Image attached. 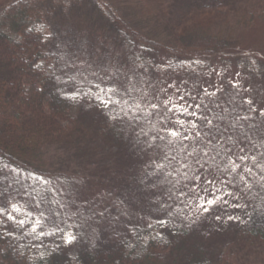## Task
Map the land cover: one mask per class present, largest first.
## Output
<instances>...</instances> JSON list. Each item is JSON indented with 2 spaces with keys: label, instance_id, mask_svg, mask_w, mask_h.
Returning a JSON list of instances; mask_svg holds the SVG:
<instances>
[{
  "label": "trees",
  "instance_id": "16d2710c",
  "mask_svg": "<svg viewBox=\"0 0 264 264\" xmlns=\"http://www.w3.org/2000/svg\"><path fill=\"white\" fill-rule=\"evenodd\" d=\"M5 1L0 4V206L26 223L19 226L0 215L4 221L0 223V264H244L250 246L256 241L264 244V194L252 195L249 215L231 227V236L224 243L213 246L200 240L199 227L183 215L182 197L180 201L177 196L185 191L181 184L184 179L181 175H168L177 167L157 168L159 164L153 160L143 174H136L137 168L124 170L126 174L116 183L119 196L107 200L111 188L104 180L109 176L104 173L103 178L101 171H108V157L125 136L131 138L145 130L147 138L151 137L153 130L147 131L146 127L154 125L155 121H149L155 114L145 116L152 110L138 105L135 89L120 87L118 82V91L112 94L113 103L108 108L95 98L97 85L113 87L112 78L118 76L103 70L100 62L104 54L88 49L75 52V40H56L52 27L39 22L41 17L57 18L59 9L64 18L67 6L57 0L42 2L35 12L32 5L24 7L17 0ZM235 2L199 0L196 8L201 16L193 23L197 28L212 26L214 19L203 17L204 13ZM102 3L111 11L104 9V15L116 23L130 49L128 59L135 73L143 72L137 68L151 45L183 55L178 62L170 60L166 65H157L174 71L188 66L192 69L197 58L187 60L186 54L220 56L227 54L232 45L231 38L219 32L193 31L183 25L192 8L183 10L179 22H173L177 29L173 40L161 43L114 14L107 1ZM256 12H251L248 21L258 16ZM258 17L264 18V12ZM40 25L53 34L47 42L43 40L46 33L36 31ZM132 37L146 45L141 46L145 55L134 53V44L129 46ZM52 59L58 60L57 69L45 66ZM37 64L42 66L37 68ZM77 90L81 95L73 98ZM213 109L220 110L217 105ZM88 111L100 112L103 124H89ZM226 112L231 114L224 117L235 120L230 124L232 130L246 131L245 127H251L244 122L236 124V119H241L239 109L229 106ZM117 114L123 119L111 118ZM137 116L142 118L136 120ZM91 130L100 133L101 138L102 134H109L102 148L100 141L89 140ZM53 148L56 151L50 158ZM32 174L43 176L50 183L34 180ZM180 184L182 188L178 189ZM9 200L18 204L19 212L8 207ZM164 204L169 205L166 211L161 210ZM41 216L44 223L34 227ZM64 220L74 225L72 231L77 238L72 244L63 243L62 233L56 231L57 224L65 227ZM161 220L167 223H158ZM148 223L153 227L149 228ZM41 232L52 234L40 235Z\"/></svg>",
  "mask_w": 264,
  "mask_h": 264
},
{
  "label": "rangeland",
  "instance_id": "374dc122",
  "mask_svg": "<svg viewBox=\"0 0 264 264\" xmlns=\"http://www.w3.org/2000/svg\"><path fill=\"white\" fill-rule=\"evenodd\" d=\"M57 1L68 7V12L64 18L60 16L63 10L59 9L56 13L57 18L52 17L48 20L41 17L39 22L41 24L44 22V24H49L52 27L53 31H55L54 35L57 36L56 40H61V38L75 40V52L88 49L91 51L97 50L100 54H104L100 62V64L104 65L103 70L107 69L110 73L118 75L112 78L111 83L115 86L118 82L120 87H132L135 89L137 93L136 100L138 105H141L140 107L151 110V103H157L160 100L169 98L168 95L160 91L162 88H167L170 95L175 89L168 87L169 85H175L182 91L190 92L192 97H195V100L193 101L191 98L186 97L189 103L201 104L199 111L211 119L213 125L219 128V132L215 134L216 139L206 149L209 156L213 159L202 161L204 163V169L200 170L202 173L207 170L209 178L213 176L217 179L225 177L227 171L225 164L228 159L226 150L229 146H233V141L245 147V153L242 154L256 157L255 161L251 159L247 161L248 166L252 168L253 175L244 173L247 177V184H250L251 187H246L244 181H239L230 186V190L235 193L238 199L226 197L230 204L246 205V207L222 205L211 213L198 215L197 201L194 198L190 199L196 194L189 192L188 197H182L181 208L183 206L185 208L183 215L186 219L191 218L194 221V225L197 228L199 227L201 232L198 234L202 238L200 240L206 244L210 243L212 246L224 243L225 239L231 236L229 235L231 227L238 226L249 215L253 202L252 195L255 192L258 195L264 194V179H261V177H264V116L260 115V111L264 110V18L258 17L259 14L264 12V8H262L264 0H235V3L223 9L209 8L203 17L211 16L209 18H213L215 24L208 27L204 26L203 28H197L193 23L198 16H201V12L196 8V2L199 0ZM105 1L110 4L114 14L126 19L128 24L138 30L139 33L161 43H169L173 40L177 30L173 22H179L180 17L182 18L183 10L186 11L192 8L191 12L188 13V17L191 19H187V22H183V25L191 27L193 31L212 30L219 32L222 36L228 39L231 38L232 45L227 54L220 56L186 54L187 60L189 57H196L197 60L193 63L192 69L189 70L188 66L177 71L162 69L157 67V65H166L170 60L178 62L183 55L171 53L162 47L151 45V49L145 51L147 57L142 60L143 64L137 68L143 72L135 73L132 70L131 61L128 59L129 47L119 35L116 23L111 22L104 15V9L107 12H111L102 3ZM5 2L7 1L0 0V4ZM17 2L24 7L32 5L33 10L37 12L42 2L45 4L48 2L54 3L56 0H17ZM255 10H257L258 16L248 21L249 15ZM70 18L72 20H69ZM225 18H228L227 21H225ZM129 42H132V44H129L130 47L134 44V53H138L140 56L145 55L141 52V46H146L144 43L134 37L130 38ZM45 66L50 70L57 69L58 60H49L45 63ZM237 73H239V76L236 75ZM233 82H237L238 87L234 88L232 86ZM216 88H220L221 91L216 92L215 96L209 97L204 94V89L212 92ZM248 100L252 101L251 105L246 103ZM216 105L220 108V110L218 109L220 111L219 116L215 115L218 110L213 109ZM229 106L232 109H239L240 117H251L247 121L236 119V124L241 125L244 122V125L248 124L251 127H245L246 131H239L241 129H238V131L236 129L232 130L230 124L235 120L233 121L228 116H223L228 113L226 108L228 109ZM251 109L256 111H251ZM99 113L92 111L86 113V120H88L89 124H103L104 119L102 118V122L100 121ZM228 114L230 115L231 113ZM161 115L170 116L172 114L162 112ZM151 121H155L154 125L146 127L147 131L153 130L151 137L161 134L157 130L165 127L164 120L159 116L156 118L155 115H152L149 122ZM167 126L171 127L170 124ZM102 135L103 138L100 137V133L91 130L89 140L93 142L95 140L100 141L102 148L104 142L108 140L109 134H105V137L104 134ZM147 136L148 134L145 130L138 131L131 138L125 136L120 145H116L113 155L108 157V164L111 163V165L109 164L107 172L101 171L102 177L104 173L109 176V179L105 177L106 179L104 180L107 186L111 188L110 193L106 196L107 200L116 199L119 196L120 189L116 183L120 177L126 174L124 170L137 168V173H135L143 174L144 169L148 168L149 162L153 160L158 164H164V169L169 166L179 167L175 163L169 165V161L165 160L164 157L170 153L171 156L182 159V156L177 151L180 145H168L167 140L170 137L166 135L163 141L157 139L155 142L151 140V137L147 138ZM221 136H223V139H221ZM113 143V141L110 142L109 146ZM259 146H262L263 149ZM55 151V148L51 150L50 158H53L52 154ZM105 152L103 151L102 154H105ZM57 153H59L58 150ZM195 167L194 165L193 169L189 170V176L193 174ZM240 172L241 169H238L233 176L227 178L238 181ZM181 177L184 179L183 175ZM186 183L185 179L181 180L185 191H187L184 187ZM181 184L180 187H177L178 189L182 188ZM98 187L105 188L102 184H98ZM189 187H191V184H189ZM217 187L222 186L218 184ZM224 190L227 191L228 189ZM197 191L199 192V190ZM93 194L89 195L92 197ZM151 194L154 193L151 191ZM199 194L204 195L203 192H199ZM179 200L181 201V198ZM157 201L160 202L159 200ZM215 215H220L221 220H215L213 218ZM228 215L237 216L240 219L228 220ZM244 264H264V244L259 241L253 243L250 246Z\"/></svg>",
  "mask_w": 264,
  "mask_h": 264
},
{
  "label": "snow or ice",
  "instance_id": "6c2138e0",
  "mask_svg": "<svg viewBox=\"0 0 264 264\" xmlns=\"http://www.w3.org/2000/svg\"><path fill=\"white\" fill-rule=\"evenodd\" d=\"M36 31L40 33H46L43 36V40L47 42L51 37L52 33L46 31V27L44 25H40ZM199 63V61H197ZM42 65L37 64L36 67L40 68ZM239 76V73L236 74ZM72 79V78H70ZM232 86L234 88L238 87L237 82H233ZM97 87V93L95 94V98L101 102V104L108 108L109 105L113 103L111 96L113 93L118 91V89L113 87L102 88L99 85ZM168 87L174 88L175 91L168 94L167 88H162L160 91L164 92L165 95H168L169 98L160 100L157 103H151L150 108L151 112H145V116L152 115L153 113L156 116L161 117V119L165 122V127L158 129L157 132L161 133L159 135H154L151 137V140L155 142L157 139L163 141L165 139V135L170 137L167 140L168 145H180L177 151L182 156V159H177L175 156H171V154H166L164 159L169 161V165L175 163L178 165V169L175 172L170 171L168 175H183L185 181L187 183L184 187L187 191L179 192L177 199L180 197H188L189 192L195 193L196 195L194 198L197 201V213L198 215H203L206 213L213 212L214 209H217L224 206L230 207H246V205L240 204H230L229 200L226 197H234L235 193L230 190V186L234 183H238L239 181H244L246 187H251L250 184H247V177L244 173L248 175H253L252 168L248 166L247 161L251 159L252 161L256 160L255 156L249 157L245 153V147H242L240 144H237L235 141L232 142L233 146H229L226 150V154L228 155L227 162L225 164L226 175L225 177L217 179L215 176L209 178V174L207 170L205 172H201V169H204V163L202 161H207L213 159L209 156L208 151L206 150L214 139H216V133L219 132V128L216 125H213L212 120L209 119L207 116L203 115L201 111V104L200 103H189L186 97L191 98L193 101L195 97H192L190 92L182 91L180 88L176 87L175 85H169ZM221 91L220 88H216L215 91L209 92L207 89H204V94L211 97L215 96L216 92ZM81 93L79 90L72 94L73 98L80 96ZM83 95H87L84 93ZM249 105H251L252 101H246ZM207 107V106H205ZM123 111V109H121ZM251 111H256L255 109H251ZM162 112L171 113L170 116H162ZM125 115H127L125 113ZM260 115L264 116V110L260 111ZM113 120L123 119V117H119V114L114 115L111 117ZM142 117L137 116L135 117L136 120H140ZM243 120H249L251 117L243 116L241 117ZM199 121V122H198ZM171 125L168 127L167 125ZM223 139V136H221ZM230 139V137H229ZM187 142V143H185ZM219 143V141H217ZM191 146V147H190ZM235 148V151H234ZM239 161V163H237ZM195 170L191 176L188 175L189 170ZM259 166V165H258ZM157 168L163 169L165 166L163 164L156 165ZM238 169H241L239 175V180L236 179H228L227 177L233 176L234 173L237 172ZM32 178L44 184L50 183L49 180H46L43 176H37L32 174ZM264 179V177H261ZM201 180L203 181L201 183ZM191 184V187H189ZM221 185L222 187H217V185ZM224 189H228L225 191ZM203 192L204 195H200L199 192ZM27 194V193H26ZM2 195V194H0ZM8 207L14 209L16 212L20 211L17 203H13L11 200L8 201ZM38 207V205H37ZM169 205L164 204L161 205V210H167ZM0 215H6L8 219L13 221L14 223L18 224L19 226H23L26 221L24 219L17 220V217L13 215L12 212L8 211L7 207L0 206ZM31 216V213H30ZM56 216L59 218L60 213L57 212ZM215 220H221L220 215H215L213 217ZM228 220H239L240 218L237 216L228 215ZM4 221L0 219V223ZM44 223V220L41 218L35 221L34 227H38ZM65 227H60L59 224L56 225V231L62 233L60 239L65 244H72L76 240V235L72 231L73 224H68L67 220L63 221ZM160 224H166V220L158 221ZM149 228L153 227L152 223H148L147 225ZM75 227H79V225H75ZM67 228V230H65ZM10 234V233H9ZM52 233H44L41 232L40 235H51ZM43 256L44 254L41 253Z\"/></svg>",
  "mask_w": 264,
  "mask_h": 264
}]
</instances>
